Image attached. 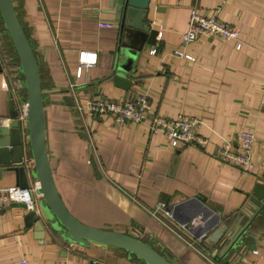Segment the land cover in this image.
Masks as SVG:
<instances>
[{"label":"crops","instance_id":"1","mask_svg":"<svg viewBox=\"0 0 264 264\" xmlns=\"http://www.w3.org/2000/svg\"><path fill=\"white\" fill-rule=\"evenodd\" d=\"M12 1L38 64L47 156L68 211L89 226L142 239L173 264H264V209L223 257L216 258L221 248L207 241L220 226L243 228L242 211L264 187V111L258 100L264 88V0H150L144 23L157 35L124 73L125 88L114 80L121 59L111 0ZM193 8L234 25L241 48L209 39L190 47L193 63L174 56V50L186 51L182 33ZM100 22L110 27L98 28ZM8 41L0 20V127L18 110L24 91L19 69L10 66ZM80 53L94 54L95 64L79 63ZM139 95L166 120L187 115L202 121L198 135L205 142L174 148L161 132L150 135L147 122L116 125L86 109L94 98ZM241 130L255 135L248 173L218 159L222 141L235 142ZM23 159L32 185L27 148ZM16 183L13 171L1 172L0 188ZM32 197L35 203L40 198ZM169 208L177 209V218L165 214ZM26 214L10 206L1 215L0 264H144L121 249L66 243L49 229L38 239Z\"/></svg>","mask_w":264,"mask_h":264},{"label":"water","instance_id":"2","mask_svg":"<svg viewBox=\"0 0 264 264\" xmlns=\"http://www.w3.org/2000/svg\"><path fill=\"white\" fill-rule=\"evenodd\" d=\"M150 0H111L110 12L113 22L118 27L120 38L118 59L121 61L115 67V85L125 88L124 73L130 71L131 63L142 52L145 45H153L157 30L152 29L144 21L148 17ZM0 19L3 29L11 43L18 60L22 75V87L25 92L27 113L25 126L17 121L18 111L10 114L6 127H0V177L2 171H13L17 177L16 186L28 188L29 181L24 167L23 153L29 151L32 167L29 175L38 181L37 193L40 195L34 209L27 211L25 221L34 223L37 238L41 239L46 229L57 234L69 244L88 247L90 244L103 247H113L125 251L144 264H173L164 255L155 250L142 239L119 231L99 229L80 222L66 208L56 189L47 156L43 97L39 68L32 47L17 16L12 0H0ZM23 130L26 135L23 136ZM258 187L252 195L247 208L242 211L247 218L245 226L235 231L232 226H220L207 236L208 243L221 248L215 257H223L236 247V239L241 231H247L249 223L264 209V196ZM12 207L25 209L22 204H12ZM177 210V209H176ZM168 211L177 218L175 211ZM190 217L186 218L184 221ZM187 222V221H186ZM186 227L187 225L184 224ZM238 230V229H237ZM254 250L255 247L251 246ZM89 264H102L91 260Z\"/></svg>","mask_w":264,"mask_h":264},{"label":"built area","instance_id":"3","mask_svg":"<svg viewBox=\"0 0 264 264\" xmlns=\"http://www.w3.org/2000/svg\"><path fill=\"white\" fill-rule=\"evenodd\" d=\"M108 27H110V23H98V28ZM209 39L231 42L234 44L236 50H239L242 46L238 37V30L234 25L218 19L215 12L204 13L197 8H193L189 15L188 25L182 33V46L186 51L174 50L172 54L193 63L195 57L190 47L199 41ZM149 53L154 55L155 50ZM261 54L264 55V45L261 48ZM78 61L90 67L95 64L96 58L94 54L80 53ZM258 100L259 108L264 111V88L260 92ZM86 109L93 114L111 118L116 125H123L125 123L145 124L147 122L150 135L161 132L167 143L174 148L187 144L202 145L205 142L198 135V130L203 124L202 121L187 115H178L173 120H166L151 111L144 95L120 101L94 98L87 103ZM17 111V121L22 126H25L27 113L25 98H21ZM254 144V133L249 130H241L237 133L235 142L230 140L222 141L218 150V159L224 165L234 167L245 173L251 172L253 165L250 157ZM38 187V181L34 180L28 188H21L19 186L0 188V218L5 209L9 208L12 204H22L26 211L34 209L36 203L32 195L35 194L40 197L37 193ZM158 209L164 210V205L160 204ZM152 214L155 215L156 211ZM165 214L171 217L169 211H165ZM19 264L28 263L22 259Z\"/></svg>","mask_w":264,"mask_h":264},{"label":"trees","instance_id":"4","mask_svg":"<svg viewBox=\"0 0 264 264\" xmlns=\"http://www.w3.org/2000/svg\"><path fill=\"white\" fill-rule=\"evenodd\" d=\"M1 20V19H0ZM4 31V29H3ZM5 32V31H4ZM9 40V39H8ZM8 48H10V50L8 49V58H9V61H10V66L11 68H16V69H19V66H18V60H17V57L15 55V52L11 46V43L8 41ZM12 49V50H11ZM11 51V53H10ZM22 98L24 99L25 98V92L23 91V94H22Z\"/></svg>","mask_w":264,"mask_h":264},{"label":"rangeland","instance_id":"5","mask_svg":"<svg viewBox=\"0 0 264 264\" xmlns=\"http://www.w3.org/2000/svg\"><path fill=\"white\" fill-rule=\"evenodd\" d=\"M9 50H10V48H9ZM12 50V49H11ZM10 53H11V51H10Z\"/></svg>","mask_w":264,"mask_h":264}]
</instances>
